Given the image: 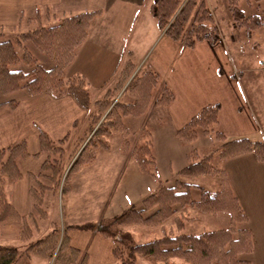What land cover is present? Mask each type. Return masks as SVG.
Returning a JSON list of instances; mask_svg holds the SVG:
<instances>
[{"label": "trees", "instance_id": "trees-1", "mask_svg": "<svg viewBox=\"0 0 264 264\" xmlns=\"http://www.w3.org/2000/svg\"><path fill=\"white\" fill-rule=\"evenodd\" d=\"M226 9L233 24L238 28L243 27L246 32L264 26V11L244 16L239 7V0H226ZM100 13V9L83 11L60 17L53 23L43 18L40 11H37L34 17L28 19L34 25L33 28L16 33L13 39L3 38V34L0 33V96L19 89H24L31 95L48 93L56 98L69 95L81 108H89L92 99L85 76L67 75L65 69L73 60L77 48L87 38L91 22ZM149 13L155 20L157 28L166 37L187 48H193L199 41L215 44L221 39L220 30L205 0H152ZM28 44L38 53L47 56L52 65L42 66ZM135 69L136 65L128 60L120 70L115 86L94 101L97 110L90 116V135L66 172L68 176L77 164L91 163L98 149L109 148L107 136L112 131L121 133L122 149L130 148L139 168L148 171L147 163L153 162L154 159L149 142L145 140L143 144L131 147L127 138L130 131L122 118L140 116L147 111L151 103L166 107L174 99V93L169 87L163 86L157 98H153V90L159 82L158 74L147 67L136 71ZM120 91L122 92L117 99ZM122 95L126 98L121 99ZM7 104L14 106L16 102L13 100L0 102V107ZM218 113V104L203 106L176 131L177 137L189 142L198 134L210 135L214 131L215 137L221 141L219 148L221 159L251 152L257 161H264V141H252L245 136L227 139L225 132L217 127ZM38 139L40 150L48 152L41 165L48 173L43 171L39 177H45L50 184L47 186L38 181V185L30 187L33 207L25 217L19 216L7 200L4 183L5 177L12 179L19 177L15 159L28 154L26 144L22 141L0 149V222L12 218L23 220L21 230L23 241L28 240L32 234L26 222L27 217H33L38 213L43 219L46 218V212L42 207L43 193L46 189L56 186L65 171V166L61 162L62 148L57 144L61 140L55 142L42 129L38 131ZM5 154L7 157L4 159ZM190 157L193 160L182 167L179 173L185 176L217 175L220 177L219 189L215 191L201 189L200 197L193 199L190 187L197 185L177 179L174 186L166 187L157 179V189L143 198L141 209L127 207L102 218L98 223L87 221L79 227L96 229L103 237L113 240L112 254L117 264H137L138 256L156 264L161 261L166 264H249L242 255L252 249L251 232L247 227L238 226L239 223L246 222L247 216L231 190L224 171L211 163L212 154L197 159L196 153L193 152ZM190 208L204 214L226 213L229 216V225L199 233L169 231L141 243L134 242L133 234L129 230L120 228L121 225L131 224L155 227L174 216L180 231L184 228L183 219L195 218L190 216ZM150 210L153 211L147 214ZM63 233L64 235L60 236L62 234L59 229L52 223L51 228L43 236L28 244L24 255L14 245L0 244V264H33L30 261L32 255L51 259L55 252L63 247H69L72 255L76 257L79 250L67 244L68 236L66 232ZM85 260L86 254L79 264H87Z\"/></svg>", "mask_w": 264, "mask_h": 264}, {"label": "rangeland", "instance_id": "rangeland-1", "mask_svg": "<svg viewBox=\"0 0 264 264\" xmlns=\"http://www.w3.org/2000/svg\"><path fill=\"white\" fill-rule=\"evenodd\" d=\"M34 1L41 8L40 13L43 18L53 23L57 22L60 17L79 13L82 10L102 8L104 15L102 19L96 22L117 25L111 33L113 36L116 35L117 44L121 43L122 39V32L119 31L118 24L123 25L125 23L127 12L133 7V0ZM215 1L217 7L215 12L221 21L219 23L220 40L226 49L228 69L232 66L239 69L241 66L248 65L251 67H264V26L251 32H246L243 27H236L225 9V0ZM47 5H49V11H46ZM6 7L11 8V5H6ZM239 7L244 16L260 14L264 11V0H239ZM1 8L2 5H0V18L4 17L1 15ZM143 14L144 12L141 11V21ZM6 17L10 18L11 15ZM33 27L34 25L24 21L20 28L16 30L11 25H4L0 28V32L3 33V38L13 39L17 32L26 31ZM135 33L138 37L139 32L135 31ZM134 43L139 45L135 48L137 52L142 51L145 47V43L142 42L143 44H141V41L135 40ZM28 46L37 56L38 62L42 66L50 67L52 65L47 56L38 53L32 45L28 44ZM20 67L22 66L20 65ZM158 86L153 90V98L158 94ZM121 92L117 95V99L120 97ZM15 94L17 93L14 91L2 95L0 98H15L17 97ZM91 94L93 96L95 91L91 90ZM125 98V95L121 96V99ZM153 106L157 105L151 103L147 111L140 116L122 118L130 131L127 138L131 147L141 145L145 140L149 142L154 159L153 162L147 163V172L139 168L131 155L130 148L122 149L123 137L121 133L112 131L107 136L109 148L98 149L95 159L91 163L77 164L71 169L68 176L66 172L90 135V116L91 113L97 110L94 102L89 108H82L83 115H79L80 113L69 114L66 111L60 115L53 114L50 123L38 122L41 126L35 124L37 140L39 129L44 130L55 142L61 140L57 144L62 148L61 162L65 166V171L61 175L58 184L50 188V191H44L43 193L42 207L46 212V218L43 219L38 213L33 217H27L26 222L32 231L30 238L25 241L21 239L20 230L23 228V220H21L22 223L12 221L19 225L20 229L17 230V235L13 236L11 234V227H9V232L3 229L0 231V243L14 245L24 255L28 244L43 236L51 228V224L54 223L60 234H62L60 236H63V232H66L68 236L67 244L77 247L79 254L75 257L69 247H63L61 250H57L53 257L48 260L34 255L33 260L35 262L33 261V264H79L84 254H86L85 261L87 264H113V262L117 264L112 254L114 241L103 237L96 229L79 227L81 224L87 221L98 223L102 218L116 214L129 206H133L138 210L141 209L143 198L157 189V179L161 180L166 187L174 186L177 179L197 185L190 187V195L193 199L200 197L201 189L208 191L219 189L221 184L220 177L217 175L185 176L179 173L182 167L193 160L190 157L193 152L196 153L197 159L212 154L211 163L214 166L221 167L222 161L219 156L221 141L215 137L214 131L210 135L198 134L195 139L189 142L182 141L177 137L176 125L169 120L164 107L158 106L156 108ZM103 116L104 113L101 117L103 118ZM227 139L231 138L227 137ZM27 147L29 151H32V144H28ZM38 150L42 155L38 165L40 170L44 171L41 168V163L46 159L48 152L40 151L39 147ZM44 172L48 173V171ZM10 179L12 178L5 177L6 186L10 184L9 182H12ZM45 182L50 184L49 181ZM26 209L21 208L25 212ZM29 210L32 211V208ZM189 210H191L189 212L190 216H195V218L183 219L184 228L180 231L177 228L174 216L155 227L131 224L121 225L120 228L129 230L133 234L134 242L141 243L154 237H160L164 233H169V231L173 233H199L229 225V216L226 213L204 214L192 208ZM152 211H148L147 214ZM179 214L182 215V213ZM23 215L28 216L27 212ZM238 226H243V223H239ZM136 262L137 264H150L139 256ZM159 264L163 263L160 262Z\"/></svg>", "mask_w": 264, "mask_h": 264}, {"label": "crops", "instance_id": "crops-1", "mask_svg": "<svg viewBox=\"0 0 264 264\" xmlns=\"http://www.w3.org/2000/svg\"><path fill=\"white\" fill-rule=\"evenodd\" d=\"M205 1L220 30L221 21L215 12L216 1ZM0 2L1 15L4 16L0 18V28L11 25L16 30L24 21L31 25L28 19L41 10L34 0ZM151 2L152 0H133V7L128 10L125 23L118 24L119 31L122 32L121 43L118 44L116 35L111 34L117 25L96 22L104 15L103 9L97 8L101 13L91 22L87 38L77 48L73 60L65 69L66 74L84 75L90 92L95 91V97L91 94L94 102L115 86L120 70L130 60L136 65L135 71L147 67L158 74V94L163 86L173 91L174 99L164 109L169 120L176 125V130L203 106L218 104L217 127L224 131L227 137L234 139L245 136L252 141H264V67L248 65L239 69L234 66L228 69L226 49L221 40L215 44L199 41L193 48H187L169 39L157 28L149 13ZM9 4L11 8L6 7ZM224 6L226 9V0ZM46 10H49V5ZM83 11L87 10L80 12ZM141 11L144 12L142 21ZM8 15L11 17H6ZM135 31L139 32L138 37ZM135 40L141 41V44L145 43L142 51L135 50L139 46L134 43ZM15 92V98H0V102H16L14 106L7 104L0 107V149L22 141L27 146L32 144V151L26 146L28 154L15 159L19 177L10 179L12 182L7 186L6 182L4 183L7 200L22 217L26 212L28 215L31 212L29 209L33 207L30 187L35 186L38 181L49 186L45 177H39V174L43 173L38 165L42 155L38 150L40 145L39 139H36L35 124L52 122L53 114L60 115L68 111L69 114L83 115L84 112L69 95L56 98L48 93L31 95L24 89ZM6 157L7 154L4 159ZM221 161V167L218 168L224 171L231 190L247 216L243 226L251 232L252 249L242 255V258L248 260L249 264H264V161H257L251 152ZM21 208H27V211H22ZM12 221L22 223L19 218L3 220L0 222V231L4 229L9 232L11 227V234L16 236L20 228ZM33 259L34 255L30 257V261L35 262ZM142 259L156 264L151 260Z\"/></svg>", "mask_w": 264, "mask_h": 264}]
</instances>
